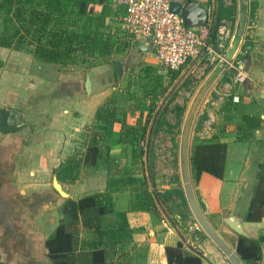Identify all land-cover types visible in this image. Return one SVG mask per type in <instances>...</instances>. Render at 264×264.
Returning a JSON list of instances; mask_svg holds the SVG:
<instances>
[{"label": "crops", "instance_id": "obj_1", "mask_svg": "<svg viewBox=\"0 0 264 264\" xmlns=\"http://www.w3.org/2000/svg\"><path fill=\"white\" fill-rule=\"evenodd\" d=\"M193 1L205 10V21L192 19L190 26L204 25L207 42L209 28L215 20L217 0ZM92 10V14H99L107 29L116 35L123 34L120 9L103 0L93 4ZM252 17L255 18L252 19L251 42L247 45L249 52L239 65L242 80L219 83L215 89L216 98L206 105L208 124L202 135H214V139L226 144L221 175L202 171L192 181V186L205 217L241 262L264 264V212L259 219H244L259 172L264 170V42L257 34L264 33V26H261L264 24V0H256ZM132 39L124 50L114 53L108 61L88 68L79 65L59 67L30 52L0 47L8 53L2 58L3 62L8 61L7 64L2 65V62L0 65V108H4L6 124H15L5 130L0 128V264H53L46 253L44 240L61 216L63 200L102 190L107 177L117 175L121 170L140 175L138 162L132 161L130 142L120 138L121 126L117 120L105 123L102 139L98 141L97 165L81 164L79 175L71 182L58 179L54 172L68 155L85 152L89 133L97 125L95 109L114 88L115 59L123 61L122 79L129 68L134 72L143 68L147 73L156 71L157 74L166 70L158 63L148 37H138L145 50L133 46ZM85 75L89 78L88 91L83 84ZM117 91L120 101V89ZM227 93H232L235 107L226 110L222 109V100ZM121 98L126 99L125 96ZM148 100L146 98L140 107L135 106L132 110H119L124 111L127 124L141 126L147 123ZM241 113L258 118V125L248 130L246 137H240L236 129ZM153 115L147 124L146 138ZM53 176L61 182L67 196H61L55 189ZM154 183L155 187H152L157 190L177 185L176 181L158 184L155 175ZM129 199L130 191L126 188L113 192V210L100 217L102 227L127 224L130 229L129 240L117 244L113 263L167 264L165 246L181 240L185 247L188 244L204 256H200V264H230L207 236L201 239L183 231L158 197L169 219L157 204L158 211L129 209ZM187 214L192 219L187 220L188 228H199L189 210ZM226 219L237 223L242 233L234 231ZM78 236L82 241L93 239L96 234L81 228ZM239 236L258 243L259 257L255 261L243 259L237 253Z\"/></svg>", "mask_w": 264, "mask_h": 264}, {"label": "trees", "instance_id": "obj_2", "mask_svg": "<svg viewBox=\"0 0 264 264\" xmlns=\"http://www.w3.org/2000/svg\"><path fill=\"white\" fill-rule=\"evenodd\" d=\"M102 1L0 0V47L30 52L36 58L56 63L59 67L82 65V68H88L93 65L91 62L96 58H101L100 62L108 61L114 53L124 50L129 45L130 38L124 33L116 35L115 32L106 28L99 14H92L93 4ZM255 4L256 0H248L247 17L253 16ZM235 12V0H229L228 3L217 0L215 20L207 40L211 48L218 49V28L223 24L222 19L233 21ZM249 43L245 35L233 62L237 58L246 57L249 50L245 46ZM233 70L231 67L225 68L217 82H232ZM166 72V82L163 83L157 79L149 91H143L146 89H143L144 86L140 88L143 97L149 99L146 122L151 117L152 105L157 96L165 92L168 82L177 76L178 69H166ZM192 85L191 73H187L169 93L155 118L150 133L147 158L153 187L155 183L152 173L151 138L162 124H166V131L172 134L179 130L185 107L179 103L169 106V103L178 90H189ZM215 89L210 90L208 100L194 120L195 136L190 140L188 154L191 182L195 181L202 171L215 176L221 175L226 144L214 139V135L206 137L198 133V131L203 132L208 124L206 105L211 99L216 98ZM114 98H111V102L109 98H106L96 107L94 118L97 120V125L89 133L85 152L73 153L65 157L54 168L58 179L71 182L79 175L81 164L97 165L98 141L102 139L105 123L109 120L120 122V138L130 142L133 150L132 161L136 160L144 168V158L141 159V155L145 150L147 123L141 126L127 124L123 117L124 111H121L122 115H118ZM234 105L232 93H227L222 100V109H231L235 107ZM136 107H140V103ZM169 110L174 112L171 121L166 119ZM257 120V117L248 113H241L240 120L236 124L240 137H246L247 131L258 125ZM141 139H144V143ZM263 172L264 170L259 172L248 208L244 213L246 220L259 219L264 212ZM177 179L178 176L173 174L170 181L175 182ZM125 188L130 191L129 209L158 211L145 174L134 175L133 171L121 170L117 172V175H109L102 190L89 192L77 198L66 197L61 203V216L52 232L44 240L46 253L53 264H115L113 254L117 244L129 240L130 229L127 224L102 227L100 217L113 210V192ZM154 190L161 203L165 204L171 218L179 222L183 231H188L201 239L206 236L199 228H188L187 220L191 218L187 214L188 209L180 185H170L162 190L154 188ZM81 228L94 232L96 236L93 239L79 241L78 235ZM187 247L181 240L174 245H166L164 250L167 264H200V256ZM236 251L246 260L255 261L259 257L258 243L252 238L239 236Z\"/></svg>", "mask_w": 264, "mask_h": 264}, {"label": "rangeland", "instance_id": "obj_3", "mask_svg": "<svg viewBox=\"0 0 264 264\" xmlns=\"http://www.w3.org/2000/svg\"><path fill=\"white\" fill-rule=\"evenodd\" d=\"M224 1L227 3L229 2V0H224ZM235 2H236V0H235ZM254 18L255 17H247L246 26H245V30H244V34H243L241 43L244 41L245 35H246V38L251 42L250 34H251V26H252V22H253L252 19L254 20ZM263 22H264V20H263ZM233 26H234V20L230 21L229 19L224 18L223 24L220 25L218 28V38H219L218 49L216 50V49L211 48L209 46V49H205V51H203L197 58H195V59H193L194 57L189 58L188 60L184 61L182 64L179 65V67L177 68L178 69L177 76L174 78V80L168 82L165 92L163 94H159L157 96L154 104L152 105L151 115L154 113L155 109H158L159 103H160V101L163 100L165 94L170 89H172L171 90V92H172L176 88L178 83L181 81V79L187 73H191V77H192V81H193L192 87L189 90H183V89L178 90L174 99L169 103V106H172L174 103L183 104L185 107L184 108V111H185V109H186L193 93L195 92L196 88L198 87V85L200 84L202 79L206 76V74L211 69V67L216 63V61L222 55L224 49L226 48V46L229 42V39L231 37L232 31H233ZM261 26H264V24ZM257 34L260 37L259 40L264 42V37H263L264 33L260 32ZM247 45H249V44H246V46H245L246 48H247ZM238 51H239V48H238L237 52ZM262 51L264 53V49ZM7 54L8 53L5 52V50H0V65L3 62L2 58ZM234 57H233V59H234ZM88 59H90V57ZM233 59L227 64V66L225 68L231 67L234 69L232 79L234 81H236L234 79L236 76V72H237V70L242 69L241 66H239V65H241V63H240L241 59L237 58L235 60V62H233ZM101 60H102L101 58H96L91 63L93 65H95V64L99 63ZM7 62H8L7 60L4 61L2 65L7 64ZM41 65L44 66V64H41ZM129 69L130 70L125 71V76H123V79L121 76H120V78H117L116 76L113 77V83H114L113 84L114 85L113 91L116 92L117 89H120V93H119L120 101L118 100L119 97H117L118 91L116 93H114L112 91L110 93V95L107 97V98H109V102H111L112 97L113 98L115 97L114 99H116V105L118 107L117 111L120 115H121V112H119V110L121 108H126L127 110H132L135 108V106H137V104L141 103V101H144V102L146 101L147 97H143L142 91L140 89L141 86H144L143 89L146 88L143 91H149L151 88V85L154 84L155 82H157V79H159V81L163 82V83L166 82V80H167L166 70H164L162 72V74L160 75V74H157L156 71H152L150 73H147V71L143 70V68L136 69V72L131 70V68H129ZM158 77H160V78H158ZM219 83L220 82H217V80H216L212 84V86L209 88V90L205 94L203 100L201 101V103L198 107L195 118H196L198 112L204 107L206 101L208 100V98L210 96V90L217 88V85ZM121 87H123V88H121ZM125 88H126V90H125ZM158 89H159V86H158ZM124 96L126 97V99L121 98ZM161 106L159 107V109L161 108ZM184 111H183V114H184ZM173 113L174 112L172 110H169L166 114V119L171 121L172 117H173ZM183 114H182V116H183ZM150 118L151 117H149V119ZM148 123H149V120H148L147 124ZM180 123H181V121H180ZM193 125H194V121H193ZM193 125H192V129H191V133H190V140L193 136H195V134L193 132ZM179 126H180V124H179ZM146 129H147V126H146ZM198 133L201 134L202 131L201 132L198 131ZM178 136H179V130L177 132H175L174 134H172L169 131H166V124H162L159 127L156 134H154V136L151 138L152 173L155 175V178L158 179V184L160 183V181H163L166 183L172 182V181H170V179H171V176L173 174H176V176H178V167H177ZM145 139H146V137H145ZM190 140H189V143H190ZM141 141L144 143V139L143 140L141 139ZM144 149H145V145H144ZM144 155H145V150H144V153H142V155H141V159L145 158ZM147 158H148V150H147ZM138 168L139 169L137 172L140 173V175L145 174V169L143 168V166H141V164L140 165L138 164ZM142 168H143V170H142ZM176 184L177 185L180 184L179 179L176 180Z\"/></svg>", "mask_w": 264, "mask_h": 264}, {"label": "water", "instance_id": "obj_4", "mask_svg": "<svg viewBox=\"0 0 264 264\" xmlns=\"http://www.w3.org/2000/svg\"><path fill=\"white\" fill-rule=\"evenodd\" d=\"M168 4H169V9L175 13H178L179 16L181 17L182 23L185 25H188V26L192 25L193 24L192 19L199 20V22L201 23H204L205 21V10L203 9V7H199L196 1L187 0V1L181 2V1H176V0H169ZM247 10H248V0H236V12H235V18H234V26H233V31L229 39V42L226 48L224 49L222 55L218 58L216 63L211 67V69L208 71L206 76L202 79V81L196 88L195 92L193 93L184 111L182 119H181V123L179 127L178 143H177L178 179H179V183L182 189L183 197L186 202V206L192 218L194 219L196 225L203 231V233L217 247V249L225 256V258L230 264H243V263L241 262L236 252L224 241V239L220 236V234L209 223L203 211L201 210L197 202V199L195 197L194 191H193V186H192L190 172H189L188 154H189L190 133H191L193 121L195 119V115L197 113L198 107L201 101L203 100L205 94L209 90V88L218 79V77L220 76L224 68L235 56L240 46L243 34H244V30L246 26V19H247ZM211 29H212V26L209 28L207 38L210 35ZM131 44L135 46L136 48L145 50V46L143 45L141 40L138 38L132 39ZM203 51H204V47L200 49L199 53L193 59L197 58ZM122 62L123 61L121 59H115L113 61L114 70H115V74L117 78H120L121 76ZM83 84H84L85 90L88 91L90 88V84H89V78L87 75H85ZM171 90L172 89H170L165 94L163 100L160 102L158 106V109H156V111L154 112L152 121L150 123V127L148 128V135H147L146 142H145V155H144L145 157L144 158V168H145V175H146L147 183L151 189V192L155 199L156 204L158 205L160 210L163 212V214L168 219L169 217L167 216L163 207L159 203L155 195V191L152 187V182H151L149 169H148L147 150H148L149 135L151 132L152 124L158 113L159 107L165 101V99L167 98V95L171 92ZM3 111H4V108H0V128L5 130L9 127L14 126L15 124L14 123H13L14 125L12 123L6 124L4 117H3ZM52 183L55 189L58 191V193L61 196L63 197L67 196V193L61 187V182L57 180L55 176H53L52 178ZM226 221L234 231L238 233H242V229L237 223H235L231 219H226ZM173 227L175 228L174 225ZM186 245L190 247L199 256L204 257L203 255L199 253V251H197L196 249H193L188 244Z\"/></svg>", "mask_w": 264, "mask_h": 264}, {"label": "built area", "instance_id": "obj_5", "mask_svg": "<svg viewBox=\"0 0 264 264\" xmlns=\"http://www.w3.org/2000/svg\"><path fill=\"white\" fill-rule=\"evenodd\" d=\"M121 10V32L130 39L148 37L158 63L165 69H177L186 59L195 57L200 49H209L206 27L188 26L169 9L168 0H107ZM243 74L237 70L235 80ZM236 100V97H233Z\"/></svg>", "mask_w": 264, "mask_h": 264}]
</instances>
